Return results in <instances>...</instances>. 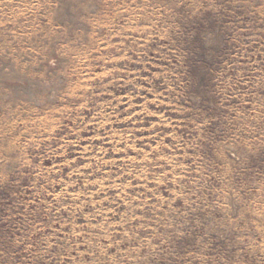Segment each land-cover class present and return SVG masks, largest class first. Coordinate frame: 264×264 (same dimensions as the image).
<instances>
[{
  "label": "rangeland",
  "instance_id": "rangeland-1",
  "mask_svg": "<svg viewBox=\"0 0 264 264\" xmlns=\"http://www.w3.org/2000/svg\"><path fill=\"white\" fill-rule=\"evenodd\" d=\"M0 264H264V0H0Z\"/></svg>",
  "mask_w": 264,
  "mask_h": 264
}]
</instances>
